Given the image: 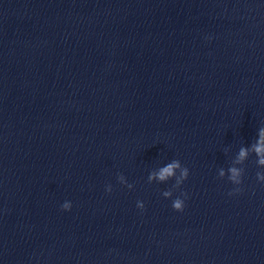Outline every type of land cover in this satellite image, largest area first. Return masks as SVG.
<instances>
[{
    "label": "clouds",
    "instance_id": "obj_1",
    "mask_svg": "<svg viewBox=\"0 0 264 264\" xmlns=\"http://www.w3.org/2000/svg\"><path fill=\"white\" fill-rule=\"evenodd\" d=\"M253 149L258 155L261 156L260 163L264 164V129H261V131H260V139L257 142V144H255L253 146ZM246 155H247V150L244 149V148H241L240 153H239V159L240 160L244 159L246 157ZM177 168H181V165H180L179 161H173L172 163L168 164L166 167L162 168L159 171V173H158L159 179L163 181V180H166L169 177H172L174 175V170L177 169ZM230 171L232 173L231 179L236 181V178L239 175L238 170L236 168H232ZM221 175H223V172H221ZM188 176H189V170L186 167L181 168L180 178L177 179L176 184L179 185L183 180H186L188 178ZM150 179H151V177H150ZM108 191L111 192L110 189ZM237 191H239V190H237ZM164 195L165 196H170L171 193L170 192H165ZM181 195L183 197H185V198L187 197V193H181ZM229 195H232V193H229ZM137 206L139 208H141V209L144 208V204L143 203H138ZM184 206H185L184 205V199L177 198V199L173 200L172 207H173L174 210H176L178 212L179 211H183ZM62 209L63 210H70L71 209V204L68 203V202H65L62 205Z\"/></svg>",
    "mask_w": 264,
    "mask_h": 264
}]
</instances>
